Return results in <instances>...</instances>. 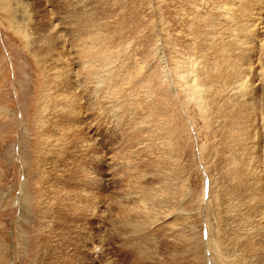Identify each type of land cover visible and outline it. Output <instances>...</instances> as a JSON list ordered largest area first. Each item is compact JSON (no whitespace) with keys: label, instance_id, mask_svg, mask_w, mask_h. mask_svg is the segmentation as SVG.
Returning a JSON list of instances; mask_svg holds the SVG:
<instances>
[{"label":"rangeland","instance_id":"obj_1","mask_svg":"<svg viewBox=\"0 0 264 264\" xmlns=\"http://www.w3.org/2000/svg\"><path fill=\"white\" fill-rule=\"evenodd\" d=\"M231 2L210 14L208 45L246 65L257 93L264 0ZM166 3L0 0V264H142L123 248L140 221L145 264L183 262L182 238L197 264H264V241L244 262L241 249L228 256L212 128L184 87L199 69L194 50L182 54L179 5ZM247 142L264 153L258 136Z\"/></svg>","mask_w":264,"mask_h":264},{"label":"bare ground","instance_id":"obj_2","mask_svg":"<svg viewBox=\"0 0 264 264\" xmlns=\"http://www.w3.org/2000/svg\"><path fill=\"white\" fill-rule=\"evenodd\" d=\"M167 1L169 3V0H166V2ZM173 1H175V2H173ZM189 1L192 3V8H189V6L187 5ZM201 1L202 0H194V1H191V0H170V3L173 7L179 5L177 9H178V11L180 10L182 13L181 15H182L183 19H179L178 28L175 30V31H178L183 36L180 39L181 41H183V44H184V46H182V48L183 47L185 48V49L183 48L184 50H183L182 54L189 56V53L191 52V50H194V52H192V53L194 54L195 63L197 64L198 69H199L197 72V75H196L199 77V79L196 82L192 81V82H186L185 84L184 83L183 84H184L185 92L187 95L186 97H190V102H192L193 105L199 110L200 116L204 117L208 121L209 125L212 128V132H213V136H214L213 148L216 149V151H217L214 154V158H213L214 170L218 174V176H217L218 179L216 180L217 194L221 199L220 202H222V207H223L222 209L224 210L222 212L224 214V220H223L224 221L223 224H225L224 229H225V232H227V235H226L227 239L226 240L233 245V248L230 252V255H228L229 253L227 255L229 256V258H234L235 254H236L238 256L237 259H239V256L241 255L240 254L241 251H239L238 249H241L242 253L245 255L243 256L242 259H239V260H240V262H244L246 260L247 255L249 254L251 256L252 251L255 248H259L258 245L262 241H264V153L263 152H262L263 154L260 152L252 153L253 152L252 149L254 147L252 149H251V147L249 148V146L251 144L249 145L250 142L249 143L247 142L248 139H250L252 136H256V137L258 136L259 140H262L263 141L262 143H264V90L259 91L257 93H254L253 92L254 88H253V91L250 92L249 91L250 85L248 87L249 89L247 88V85H248L247 83H249L248 80L246 79L247 81L245 82V78L247 77V75H246L247 71H244V70H246V65H245V69L243 70V68L240 66V64H238L236 62L237 61L236 58H235L236 61H234L235 59H233L228 53H225V54L222 53V55L219 54L221 51V48H220L219 44H215L216 41H214L213 44L208 45L207 39L210 37L208 35V34H210V33H208V28H209L208 26L210 25L209 24L210 19L212 18V17L211 18L209 17L210 14H212V16L219 14L220 11H218V8H221L223 10V13H224V11H226L227 13L228 12H234L232 10V8L234 7V4L231 2V0H206V1L203 0L204 1L203 4L201 3ZM168 3H166V4H168ZM197 7H200V9L203 11V13L199 14V12H198V14H197V12H196ZM249 7H250V5H249ZM259 7H260V5H259ZM259 7H258V9H259ZM241 8H242V6H241ZM204 10L205 11L208 10L209 13L205 14ZM241 12H243V11H241ZM253 12H254V10H253ZM243 14H245V12ZM188 15L196 18L197 21H189L188 23H186V21H184L185 20L184 17H186ZM170 17H172V16H170ZM170 17H168V23L172 22ZM206 17H208V18H206ZM237 17H238V15H237ZM246 17H247V14L243 18V22L245 21ZM231 18H233V17H231ZM215 19H217V22H218V17ZM229 19L230 18H228V20ZM235 20H236V18H235ZM214 24H215V22H214ZM220 25H221V23L219 24V26ZM189 26H193V28H190ZM239 26H241V25L239 24ZM249 26H251V25H249ZM212 29H213V25H212ZM220 29L221 28L219 27V30ZM236 29L237 28H235V31H237ZM242 29H244V28H241V30ZM256 30L254 29L255 32H256ZM231 31H232V28H231ZM215 32L216 31H214V33ZM241 32L242 31H240V33ZM207 36H209V37L207 38ZM95 38L98 41L101 39V38H97V37H95ZM216 38L218 39V36ZM238 38H239V36L237 37V39ZM224 39H223V42H224ZM247 39H249V38H247ZM253 39H254V36H253ZM218 40H220V39H218ZM92 41H94L93 38H92ZM210 41H212V40H210ZM238 41H239V39H238ZM240 41L242 42L243 40H240ZM98 43L100 44L101 41H99ZM209 43H211V42H209ZM181 44H182V42H181ZM243 45L244 44L242 42L241 46H243ZM250 45H251V43H250ZM250 45H249L248 50L250 49ZM241 46H239V47H241ZM179 47L181 48V46H179ZM246 47H247V45H246ZM252 47H253V45H252ZM234 49H235V47H234ZM242 51H243V49H242ZM242 51H240V52L242 53ZM244 52H245V50H244ZM236 54H237V52H236ZM240 56H241V58H239V60L242 59V54ZM244 58H245V53H244ZM247 58H245V59H247ZM192 61H193V59H192ZM243 61H244V59H243ZM191 65H192V63H191ZM254 70H255V68H254ZM185 71H187V69ZM185 71H184V73H185ZM261 73H262V70H261ZM259 74H260V72H259ZM260 76H262V74ZM249 78H250V76H249ZM252 78L253 79H251V80H253V82H254L255 77H252ZM260 79H261V77H260ZM186 80H188V79H186ZM262 81L263 80L261 79V84H262ZM259 82H257V83H259ZM263 84H264V82H263ZM253 85L255 86L254 83H253ZM256 87L258 88V86H256ZM71 112H72V110H71ZM208 118H210L211 121ZM256 141H257V139H256ZM257 142H256V144H258ZM246 143H248V146L245 147ZM262 146L260 147V149L262 148ZM247 148H249V149H247ZM260 149H258V150H260ZM256 150H257V148H256ZM256 150H255V152H256ZM263 151H264V147H263ZM155 187H156V185H155ZM142 192L144 193L143 190H142ZM139 193H141V192H139ZM135 198H136V196H135ZM134 204H136V202ZM140 205H141V202H140ZM143 205L145 206V204H143ZM135 206L136 205H134V207ZM144 206H143V209H144ZM140 207L137 206L136 208H140ZM145 211H146V207H145ZM148 214L150 216V213H148ZM223 214L221 213L220 215L222 216ZM152 220H154L156 223L160 222L159 218L152 219ZM134 222L138 223L137 221H134ZM219 222H221V221H219ZM118 223H120V222H118ZM177 223H175V224L177 225ZM139 224H141V225H140V227L137 228L138 231L135 229L134 230L137 232H135L134 230H131V232L134 231L135 233L132 232L133 236H132V233L130 235H127L126 238L130 237L131 240L126 241V239L124 238L125 240L123 241V244H125V245L123 246V244H122V246L126 251L130 247L132 249L134 248V250H136V252H137V254L134 252L135 255L137 256V259H140L142 264H145L151 259V251L146 246L147 243H149L146 240L147 234L145 233V235H142V238H140V236L145 230L147 231V228L149 227L150 224L145 223V222H141V221ZM128 229H130V228L128 227ZM128 229H127V231H128ZM177 229H179V228H177ZM220 230H222V229H220ZM173 232H174V230H173ZM124 233H126V232H124ZM224 234H226V233H224ZM125 236H126V234H125ZM179 237H180V235H179ZM224 238H226V237L224 236ZM250 238L253 239L255 242H251ZM258 238H260V240H258ZM180 239H181V237H180ZM182 239L183 240H181V246L183 247V251H184V253L182 252L184 255L183 256L184 261L181 263L179 262V264H197L196 258L194 256L186 255L189 252L187 249L188 243H187V240H184V238H182ZM176 240H178V239H176ZM189 241H191V240H189ZM171 242H172V240H171ZM259 249H261V248H259ZM131 250H129V251L131 252ZM233 250H234V253L232 252ZM261 251H262V249H261ZM225 253H226V251H225ZM260 253H262V252H260ZM197 256H198V253H197ZM258 256H260V255H258ZM257 259H258V257H257ZM248 263L254 264V261H252L250 259ZM158 264H160V262ZM230 264H235V263L233 261H231ZM242 264H246V263H242Z\"/></svg>","mask_w":264,"mask_h":264}]
</instances>
